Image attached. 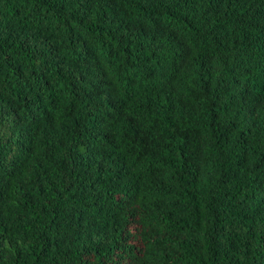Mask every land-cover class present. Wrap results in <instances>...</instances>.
<instances>
[{
    "label": "trees",
    "instance_id": "obj_1",
    "mask_svg": "<svg viewBox=\"0 0 264 264\" xmlns=\"http://www.w3.org/2000/svg\"><path fill=\"white\" fill-rule=\"evenodd\" d=\"M0 264H264V0H0Z\"/></svg>",
    "mask_w": 264,
    "mask_h": 264
}]
</instances>
